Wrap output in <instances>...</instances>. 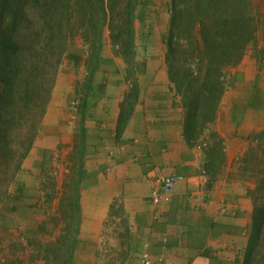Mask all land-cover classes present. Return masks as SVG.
Masks as SVG:
<instances>
[{"label":"crops","instance_id":"1","mask_svg":"<svg viewBox=\"0 0 264 264\" xmlns=\"http://www.w3.org/2000/svg\"><path fill=\"white\" fill-rule=\"evenodd\" d=\"M168 9L164 19L151 23L143 66L132 75L125 67H98L89 85L81 238L104 240L108 257L133 255L125 264L138 263L145 241L154 264H241L255 183L239 175L232 158L262 125L216 130L225 162L216 172L207 168L203 136L195 142L185 137L184 107L165 64ZM229 107H219L212 128L220 127ZM156 173L182 176L170 200L157 205L149 198Z\"/></svg>","mask_w":264,"mask_h":264},{"label":"trees","instance_id":"2","mask_svg":"<svg viewBox=\"0 0 264 264\" xmlns=\"http://www.w3.org/2000/svg\"><path fill=\"white\" fill-rule=\"evenodd\" d=\"M143 4V0H0V205L33 147L69 41L77 34L87 45L88 81L98 68L105 29L128 63L136 53L135 21L142 18ZM254 4L253 0L169 1L165 64L184 107L189 142L204 137L214 122L226 70L238 64L256 41L259 7ZM85 105L83 97L79 106L82 150L70 201L77 222L74 228L64 223L56 238L44 244L40 250L44 264H74L79 245ZM209 135L214 142L209 152L223 155L222 139L215 131ZM256 147L251 160L245 161H255L257 167L247 172L258 181L241 264H264V130Z\"/></svg>","mask_w":264,"mask_h":264},{"label":"rangeland","instance_id":"3","mask_svg":"<svg viewBox=\"0 0 264 264\" xmlns=\"http://www.w3.org/2000/svg\"><path fill=\"white\" fill-rule=\"evenodd\" d=\"M143 1L142 18L135 21L136 53L133 59L128 63L125 61L118 46L111 42L108 29H105L98 67L105 70L125 67L132 75L134 69L144 65L151 23L165 18V7H170V0ZM253 1L255 7H259L256 41L238 64L226 70L225 91L219 107L225 102L230 107L222 113L220 127L209 126L201 142L206 144L204 146L203 143V148L208 149L205 151L204 148L207 164L210 165L207 167L216 172L225 162V154L212 155L209 152L214 144L209 132L220 130L231 133L235 127H246L253 122L262 125L256 135H248L245 149L232 158V166L237 168L239 175L248 176L256 185L258 177L247 172L257 167L255 161H245L251 160L257 150L259 134L264 130V0ZM114 57H120V62L113 60ZM87 58V45L76 34L69 41L57 68L51 98L33 147L22 163L16 183L9 188V196L0 205V264H44L40 255L44 244L56 238L64 223L69 222L74 228L77 222V214L70 201L74 173L82 150L79 106L83 97H87V87L92 81H88L90 70ZM106 78L104 75L101 79ZM221 146L224 151L223 140ZM78 228L79 245L74 264H125L124 260L133 258V255L125 256L124 253L108 257L110 252L105 251L104 240L96 242L87 235L82 239L80 225ZM137 264H140V259Z\"/></svg>","mask_w":264,"mask_h":264},{"label":"built area","instance_id":"4","mask_svg":"<svg viewBox=\"0 0 264 264\" xmlns=\"http://www.w3.org/2000/svg\"><path fill=\"white\" fill-rule=\"evenodd\" d=\"M182 176L177 173L154 175V186L150 193V201L153 204H160L170 200L173 191L175 190L176 183ZM140 264H154L153 256L150 252V243L145 241L143 249L139 255Z\"/></svg>","mask_w":264,"mask_h":264}]
</instances>
